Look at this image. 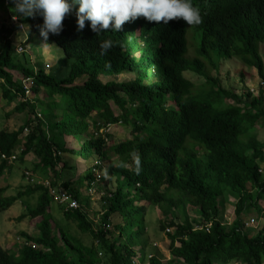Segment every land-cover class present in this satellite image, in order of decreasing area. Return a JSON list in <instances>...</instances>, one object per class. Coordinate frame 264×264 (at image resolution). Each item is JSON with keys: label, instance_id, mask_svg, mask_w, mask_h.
Instances as JSON below:
<instances>
[{"label": "trees", "instance_id": "1", "mask_svg": "<svg viewBox=\"0 0 264 264\" xmlns=\"http://www.w3.org/2000/svg\"><path fill=\"white\" fill-rule=\"evenodd\" d=\"M3 5L4 0H0V9ZM5 18L10 24L0 26L2 95L8 102L19 98L14 110L27 108L34 117L28 114L16 131H0V154H10L23 145L21 157L35 154L34 169L47 178L52 172L57 180L62 174L56 167L63 163L66 168L64 153L90 160L88 173L80 179L91 178L92 169L114 179L115 192L108 198L110 212L105 218L111 211L119 215L125 225L120 228L121 235L127 237V242L116 247L78 210L64 215L77 223L79 236L67 227L55 230L47 214L50 199L43 185L17 196H5L2 188L0 211L7 210L25 193L43 192L37 206L27 213L32 218L40 216L39 234L31 237L23 233L27 241L41 248L25 244L16 254L0 244V264H135L134 247L145 249L149 243L145 237L146 205L140 204L143 201L158 206L168 220L161 222L164 233L166 228H173L165 234L167 250L174 259L186 264H264V224L250 233L245 221L249 208L256 207L257 217H264V171H260L264 166V141L244 127L248 124L254 128L264 120V96L247 92L244 101L211 75V70H218L223 61L237 59L246 68H256L264 81V0H217L214 11L204 14L198 25L178 28L150 23L141 28L139 36L114 31L96 34L87 20L78 31L76 17L69 11L61 31L49 33L45 40L39 31L42 16L20 17V22L29 24L42 40L63 50L66 63H70L66 75L47 73L44 68L16 59L14 53H25L17 52L16 47L25 48L27 43L22 39L13 46L12 34L19 25L12 24L7 14ZM104 39L112 40L113 46L101 54L99 44ZM193 44L192 58L189 52ZM12 70L33 78L31 98H25L23 83L14 79ZM186 70L202 75L205 87L198 88L187 79ZM124 72L135 73V79L118 81L116 77ZM101 76L113 79L105 82ZM165 89L170 90L176 107L166 106ZM40 93L47 99L44 119L37 112ZM224 99H233L235 104L227 105ZM113 106L120 115L115 114ZM119 119L125 123L132 120L133 137L107 146L105 138L110 134L95 132L105 126L101 123ZM59 136L86 140L76 149L61 144ZM109 152L115 155L112 161ZM6 167L7 163L1 162L0 174ZM53 185L57 188L56 182ZM61 185L73 186L71 181ZM127 185L133 189H127ZM230 196L237 198L235 220L225 224L219 219V198L227 200ZM175 211L181 222L170 219ZM190 213L197 218L190 220ZM101 248L104 258L98 255ZM150 260V264H162L159 258Z\"/></svg>", "mask_w": 264, "mask_h": 264}, {"label": "rangeland", "instance_id": "2", "mask_svg": "<svg viewBox=\"0 0 264 264\" xmlns=\"http://www.w3.org/2000/svg\"><path fill=\"white\" fill-rule=\"evenodd\" d=\"M6 10L7 13H5ZM6 14L8 16H12L13 14H15V12L12 7L6 8V6L3 5L0 10V26L10 24V22L7 21L8 19L5 18ZM18 25L19 24L16 23V26ZM29 29V26L26 27V30H22L18 27L13 32L11 38V40L13 41V46H18L22 42V39L25 43L30 42V40L26 38V35L31 34V30ZM35 39H37L38 43L41 45L40 42L42 41V39L40 37H37L36 35ZM38 43L36 45H38ZM47 48L52 49V51L50 52V50L47 49V52H44L43 50H41V47H35L32 41L31 44L27 46L25 53H14V56L18 60H21L23 62L26 61V65L28 66L31 65L32 67H35L36 65L38 68L43 67L45 70H47V72L51 74L57 73L59 75H66L68 73L70 63H66L67 61L63 50L56 44L49 47L47 46ZM17 51H20V47H18ZM261 52L264 58V44L261 45ZM190 56L192 58L195 56L194 44L190 46ZM243 72L246 73V76L242 75ZM11 73L13 74L14 79L16 81H18L22 77V75L17 72V70H12ZM211 75L219 79V82L221 83L223 88H225L226 90H233V92L241 96L244 101L248 98L244 95V92L250 91L251 88L254 89V96H258L259 94H263L264 96V88L261 87L259 83V81H261L262 79L259 76L257 69L244 67L241 61L237 59L223 61L222 65H220L217 71L211 70ZM133 77V73H123L117 76L116 78L119 81H126L131 80ZM185 77L192 81L196 87H205V78L197 72L187 70L185 71ZM101 78L105 82L113 79V77L110 76H101ZM0 81H3V79H0ZM77 82L81 83L82 81L78 80ZM39 96L42 100L37 105V112L46 118L48 110L44 101H46L47 99L46 97L44 99L43 93H40ZM19 102L20 99L16 98L14 100V105L7 104V100L3 97L2 89L0 86V131L3 129L7 131H16L21 125L24 124L28 114L30 115V117H34V114L29 113V110L27 108L24 111H15L14 108ZM224 103L227 105L235 104L233 99H224ZM241 106L243 107L244 105L242 104ZM113 108L116 114L120 113V110L117 107L113 106ZM244 127L249 128L250 134H256L258 136V140L262 142L264 141V120H259L257 126L254 128H252L248 124ZM107 132L112 134L110 138H108V143L106 144L107 146L121 143L125 139L132 137L131 127L126 126L122 123L118 124L116 127H112L111 130ZM58 140L61 144L67 145L66 140H63V137L59 136ZM240 141L242 144H244L245 147V143L243 142L244 139L241 138ZM23 147V145L20 146L18 151L20 152ZM66 156L68 158L67 162L69 169L64 170L61 177L63 180L69 181V177L75 176L73 177L74 184L77 187H81L82 181L79 177H77V175H79V170L77 169V167H75L74 169H70V166H73L72 163L74 162V159H76L74 163H80V166L82 168L80 174L85 175L86 170L88 169L89 161L85 163L83 160L80 159L79 156H70V153L64 155L65 159ZM109 158L112 161L115 159V155L109 152ZM36 159L37 158L33 153H31V156L29 157L30 161H28L27 159H22V157L20 156L18 157V160L14 161L8 166V168L4 169V174L0 175V189L5 188V196H16L19 190L22 191L24 186L28 184L27 180L23 175L25 170L29 169V171H33L34 173H41L40 170L36 171L33 167V162L36 161ZM62 166L63 163H60L58 165V168H61ZM63 169L64 167L62 168V170ZM49 176H53V173L50 172ZM104 176H106V188L104 189L106 191L114 190V179H112L111 176H107L106 172H104ZM126 188L132 190L133 186L127 185ZM41 192L42 191H39L37 193L41 194ZM81 193L83 198L87 199V196L84 193V187L81 188ZM38 194H25V196H22V198L15 202V204L12 205L10 208L4 211H0V243L4 248L10 249L12 251H19L22 246V242H24L25 236L23 235V233H26L31 237L38 236L39 230L37 225L38 221L40 220V216L39 218L35 219L32 218L29 214H27L30 209L35 208L37 206L39 197ZM125 195L128 196V193L126 192ZM219 202V219L225 224L232 223V221L235 220V205L237 202V198L235 196H230L227 200H224L223 197H220ZM140 204L148 205L149 203L143 201ZM261 204H263L262 206H264V199ZM104 207L105 205L103 203V200L97 197L93 198L92 200H88L89 214L93 219L95 218L97 220L96 225L101 222L100 212L103 210ZM192 208L193 207L190 206L189 209ZM47 214L51 216V220L53 222L55 230H57L58 227H67L66 230H68L69 232L74 233L78 236L80 235L77 223L73 219L67 220L65 218L63 210L60 208L57 202H54L53 200L49 202ZM145 214V223L147 227V234L145 235V237L148 239L149 243L145 248L146 259L144 260V262H147L149 260L148 264H150L151 260L148 259V255H151L156 258L159 257V260H161L162 264H186L182 259H174L170 252L166 250L168 240L167 235L161 230V222L167 223L168 220L162 214L159 207L149 204L148 206H146ZM22 215H24V217L23 219H20L19 217ZM189 215L190 220H192L193 218H197L194 213H190ZM257 216H259L258 209L256 207L249 208L248 211H246L245 220H248L250 222L251 218H258ZM171 218H173L175 222H181V216L179 213H177V211H175V215L173 217L171 216L170 219ZM112 222L114 223V221ZM262 224L263 220L259 217L258 219H256L255 223L251 224L252 227H248V230L250 231V233H255ZM126 229L129 230L130 228L127 227ZM127 230H125L124 235L128 233ZM107 239L109 240V242H116V247H120L122 245V242H127V237H123L122 235H120L119 230L116 229L114 225L112 230L108 231ZM98 255L104 258L105 251L101 248L98 252Z\"/></svg>", "mask_w": 264, "mask_h": 264}, {"label": "clouds", "instance_id": "3", "mask_svg": "<svg viewBox=\"0 0 264 264\" xmlns=\"http://www.w3.org/2000/svg\"><path fill=\"white\" fill-rule=\"evenodd\" d=\"M216 1L217 0H4V6H6L7 8V7H10V4H13L11 7L14 8L15 14L10 16L12 20V24L14 23L16 25V23H18L19 28L22 30H26L27 26H29L30 27L29 30H31V26L29 24L20 22V17H23V18L31 17L37 14L42 16L43 24L40 26L39 31H40V35L44 37L46 40L49 33L58 34L61 31L62 20L64 19L65 15L69 11L73 15V18L76 17V25H77L78 31L84 28L85 21L87 20L90 22L91 30L95 32L96 34H99L101 32H106V31H114L122 35L127 34L129 32L130 33L133 32L136 36H139L141 34L140 33L141 28L144 25H148L150 23H153L159 27L175 26L178 28L182 25H198L201 22V18L203 17L204 14H209L210 12L214 11ZM35 35L41 38L39 34H35ZM35 35L32 31H31V34L26 35V38L30 40V42L29 43L27 42V45L25 48H23L22 46H18L20 47L19 52H22V51L26 52L27 46H29L32 41L34 45L38 43L37 39L35 41L31 38V36L35 38ZM40 43L41 45H39V47L42 46L41 49L43 51L44 49H48L47 46L49 47V46L54 45V44H48L44 40H42ZM112 46H113V41L110 39H104L103 41H101L99 44L101 54H104ZM18 47H16V51L18 50ZM50 51H52V49H50ZM44 52H47V51L45 50ZM136 55H138V53H136ZM36 68L38 69L37 66ZM45 71L47 72V70ZM124 73H131V72H124ZM133 74H134V77L131 80H126V81L130 82L134 80L136 77V74L135 73ZM184 75H185V72H184ZM23 78H26V77L22 76V78H20L18 81H22ZM120 82H125V81H120ZM261 82H263V85H260V86L264 88V81L263 80L259 81V83ZM247 92H251L253 95L254 89L251 88V90ZM247 92H244V95H246ZM164 95H166V98H167L166 106L176 107L174 99H173V95L170 93V90L165 89ZM120 114L121 112L116 115L118 116ZM40 118L44 119L45 117L41 115ZM120 123L131 127V135H132L133 133L132 120H129L127 123H125L121 119L115 122L110 121L106 123H101L105 126H103L99 131H96L95 135H98V133L107 134L108 133L107 131H110L112 127H116ZM27 132L28 131H25L26 134ZM108 134H110V136L112 135L111 133H108ZM110 136H107L105 138L106 144L108 143V138H110ZM131 138H128V139H131ZM128 139H125V140H128ZM85 140L86 139L81 141L80 147L83 145ZM20 146H18L17 149H15L10 154L1 153L0 163L6 162L7 163L6 168H8L10 164L18 160V157H20L22 154L21 153L22 150H20V152L18 151ZM3 154L7 155L8 157L15 155L16 158L14 160L2 159ZM61 154L62 152H59V155ZM65 154L66 153L63 154V159L65 158L64 157ZM73 155L78 156L76 154H73ZM80 159L83 160L85 163L87 162L82 157H80ZM88 161L90 162V160ZM96 161H99V160H96ZM34 162L37 163V159ZM99 162L103 163V161H99ZM62 168L63 166L61 168L56 167V169L60 172V174H63L64 172V169L62 170ZM261 169L263 172L264 166H262ZM96 171H98L101 174V179L95 185V188H96L95 192L90 193L88 189L91 186V183L95 181L94 179L96 178ZM26 172H30L31 173L30 177L34 178L35 180L30 181L29 179H27ZM87 173L88 172L86 170V174ZM23 175L28 182V184L25 185L24 188L22 189L23 192H26L29 187L34 188L36 185H43L44 193H46L48 198L50 199L49 202L51 200H53L54 202H57L60 208L63 210V213L74 212L75 210L81 211L85 215V217H87L93 222V228L95 230H99V228H101L104 231L103 236L106 239H107V233L108 231L112 230L113 225L116 229L119 230V234L121 235L120 228L125 227V225L122 223L119 215L111 211V214L105 218V215L108 212H110L108 198L113 197L115 188L114 190H109V191H106L104 189L106 188V183H105L106 176H104L103 171H100L98 169L97 170L92 169V177L82 181V186L78 187V189H76L74 186V183H73L74 180H72L73 182L69 180L73 184L72 187H63L61 185V182L67 181V180H63L62 177L60 178V180H57L56 178L54 179L53 176L50 178H47L46 176L43 175V173L37 174V173H34L33 171H29V169L25 170ZM49 175H50V172L48 173V176ZM83 176L84 175L80 176V178ZM46 182H48L49 184L46 185L45 184ZM54 182H56L57 188L54 187L53 185ZM82 187H84V193L86 194L87 199L83 198L82 196V193H81ZM51 188L54 190L55 194L65 191L68 195H70V199H75L77 201L78 206L73 207V208H68L69 206L68 204L60 203V201L56 199L55 194L52 193ZM22 191L19 190L18 194L21 193ZM39 191L40 190L34 191L33 193H31V195L38 194L37 192ZM25 194L30 195L29 193H25ZM25 194L23 196H25ZM38 195L39 197L41 196V194H38ZM39 197H38V200H39ZM96 197L103 200V203L105 205L103 210L100 212L101 222L97 225H96L97 220L91 217V215L89 214V208H88V200L90 199L92 200L93 198H96ZM20 198L22 197H18V199L15 202H17ZM148 205L146 204V206ZM47 208H48V205H47ZM37 218H39V216ZM251 219H254L256 222V219L254 217ZM260 219L263 220V224H264V217L260 216ZM112 221H114V223ZM119 221L120 223L118 224ZM245 221L246 223L247 222L249 223L247 224L248 227L250 226L252 227L251 224L253 223H250L248 220H245ZM263 224L261 226H263ZM167 229H170L169 232H173L172 228L169 227V228H166L165 233L168 232ZM25 244L30 245L34 248H41V245H38L31 241H27L24 237V242H22V246ZM134 249L136 251V256L134 257L133 262L135 264H148L147 262L145 263L144 261H141L140 259V256H141L140 254L144 252V248H142V246L140 247L136 246L134 247ZM14 253L18 254V251H14ZM148 257H149L148 259H151L153 256L148 255Z\"/></svg>", "mask_w": 264, "mask_h": 264}, {"label": "built area", "instance_id": "4", "mask_svg": "<svg viewBox=\"0 0 264 264\" xmlns=\"http://www.w3.org/2000/svg\"><path fill=\"white\" fill-rule=\"evenodd\" d=\"M22 83H23V89L25 90V98H31L33 95V93H32V85L34 84L33 78H31V77L23 78ZM260 85H263V82H261ZM39 116H41V115L39 114ZM26 131H28V130H26ZM15 158H16L15 155H12L10 157H8L7 155H4V154L2 155V159L14 160ZM260 171L262 172V169ZM30 175H31L30 172H26L27 179H29L30 181H34L35 179L31 178ZM100 179H101V174L98 171H96V178L94 179L95 181L91 183V186L88 189L90 193L95 192V190H96L95 185L97 182L100 181ZM45 184L48 185L49 183L46 182ZM52 193L55 194L53 189H52ZM55 197L57 200L60 201V203L68 204L69 205L68 208H73V207L78 206L77 201L75 199H70V195H68L65 191L60 192L58 194H55ZM254 222H255V220L251 219L250 223H254ZM246 224H249V223L247 222ZM167 231L169 232L170 229H167Z\"/></svg>", "mask_w": 264, "mask_h": 264}, {"label": "crops", "instance_id": "5", "mask_svg": "<svg viewBox=\"0 0 264 264\" xmlns=\"http://www.w3.org/2000/svg\"><path fill=\"white\" fill-rule=\"evenodd\" d=\"M31 38L33 39V40H35L36 41V39L33 37V36H31ZM39 45L40 44H38V45H36L35 44V47H39ZM40 47H42V46H40ZM42 50V49H41ZM22 78V77H21ZM7 100V99H6ZM47 101V100H46ZM7 104H12V105H14V101L13 102H8V100H7ZM66 140V143H67V145H64V146H68V147H70V148H76V149H78L79 147L78 146H80L81 145V140H76L74 137H70V136H64L63 137V140ZM66 154H68V153H66ZM65 154V155H66ZM31 156V153H29L27 156H25L24 158H22V159H27L28 161H30L29 160V157ZM70 156H75V155H73V154H70ZM67 156H66V159L64 158V161H65V163H66V168H64V170H66V169H69L68 168V162H67ZM76 161V159H74V162ZM72 163L73 164V166H70V169H74L75 167H77V169L79 170L78 172H79V175H77V177H79L80 178V176L82 175V174H80V172L82 171V168H81V166H80V163ZM34 163V162H33ZM4 174V173H3ZM2 174V175H3ZM73 177H75V176H73ZM73 177H69L70 178V180L72 181L73 180ZM73 182V181H72ZM74 183V182H73ZM74 186H75V188L76 189H78V187L74 184ZM263 205V204H262ZM138 247H140V246H138ZM167 250V249H166ZM168 251V250H167ZM170 252V251H169ZM160 253H163V252H160ZM166 253V252H165ZM141 256H140V259H141V261H144L145 259H146V254H145V249H144V252H142L141 254H140ZM157 258H159V257H157ZM160 259V258H159ZM146 263V262H145ZM147 263H148V261H147Z\"/></svg>", "mask_w": 264, "mask_h": 264}]
</instances>
